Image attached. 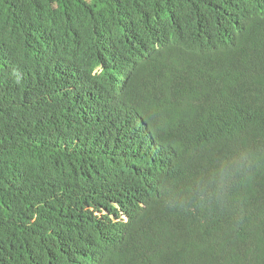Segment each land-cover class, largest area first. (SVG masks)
<instances>
[{
	"label": "trees",
	"instance_id": "1",
	"mask_svg": "<svg viewBox=\"0 0 264 264\" xmlns=\"http://www.w3.org/2000/svg\"><path fill=\"white\" fill-rule=\"evenodd\" d=\"M0 264H264V0H0Z\"/></svg>",
	"mask_w": 264,
	"mask_h": 264
}]
</instances>
